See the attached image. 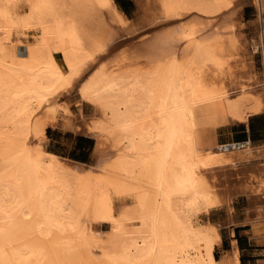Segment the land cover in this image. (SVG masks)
<instances>
[{
	"label": "bare ground",
	"instance_id": "6f19581e",
	"mask_svg": "<svg viewBox=\"0 0 264 264\" xmlns=\"http://www.w3.org/2000/svg\"><path fill=\"white\" fill-rule=\"evenodd\" d=\"M135 1L152 32L115 53L112 0H0V264H239L215 251L235 196L264 213V147L218 131L264 111V82L222 17L249 0ZM59 122L91 162L47 147Z\"/></svg>",
	"mask_w": 264,
	"mask_h": 264
},
{
	"label": "rangeland",
	"instance_id": "374dc122",
	"mask_svg": "<svg viewBox=\"0 0 264 264\" xmlns=\"http://www.w3.org/2000/svg\"><path fill=\"white\" fill-rule=\"evenodd\" d=\"M242 6H246V8H247L246 13H248V15H246L245 18L246 19H253L254 18L255 26L253 25V28L255 30H257L256 35L255 34L253 35V32H252L253 28L249 27L248 23L242 18V16L239 13ZM96 17L98 19L99 18L102 19L103 22H105V23L106 22L110 23L113 27L114 24L112 22H110V18L107 14L99 13V15L93 16L91 19L92 22H93V20L96 19ZM129 19H131V22H132L129 29L124 30V29L118 28L117 26L114 27V31H116L118 34V38H117L116 44H115L116 46L114 48L115 53L118 52L119 50H125L126 52H128L129 49L132 52V50H135V48L138 47L140 43L145 41L150 36V33L149 34L148 33L143 34V33L144 32H150V31L152 32L150 25H148V22L142 20L141 11H139L138 5L136 6V9L132 14V18H129ZM222 19H225L227 21V23L230 25H231V23H233V21H236V22L242 24V34L245 38V44H246V48H247L246 70L248 71V73L250 75L252 73L255 74L257 80L259 82H261L260 84H263V82H264V52H263L262 47H259L258 45H257L258 46L257 48L254 47V41L259 40V37H260L259 33L262 30L263 21H261L262 18L260 17L259 9L257 8L255 2H253V0H249L248 2H245L243 4H237L236 2L233 1L228 13H226L222 17ZM251 36H252V38H251ZM15 41L17 42V47L19 49L24 48L25 45L27 44V42H25V40H15ZM137 43H138V45H137ZM133 44H135V45H133ZM130 51L128 53H130ZM73 105H76V104L73 103ZM61 123L62 122H59L56 125H58L62 129H64L62 127ZM250 123H253L254 127L256 128L255 133H251L250 129H249V133L251 134V139H252V141H250L252 144V148H254L256 146H262V145L264 147V129L262 128L263 124H264V111L257 113L253 117L251 116L249 121H248V126H250ZM222 128L219 129V131H218V133L221 134V136H220V142L221 143L222 142H231L230 140H239V139H241V141L244 142V141H248L250 139L248 136L245 138L240 137V136H243V134H244V133H242V129H245L244 123L228 125V126L222 127ZM65 130H67V129H65ZM56 134L58 135V138H61V139L68 138V136H65L61 133L58 134L54 130H51V134H50L49 138L56 137L57 136ZM231 143H233V142H231ZM234 143H236V142H234ZM94 146H95V143H94ZM47 147L51 150H53L52 148H55V149L59 150V152H64L65 148H66L65 145H62L59 143H56V144L51 143L50 145H48V143H47ZM93 149H94V147H93ZM61 156L64 157L63 155H61ZM92 156H93V150L91 152V156L88 159L89 161H87V162L92 161ZM66 158L69 159L68 157H66ZM70 160H73V159H70ZM73 161H77V160H73ZM262 195H263V199H264V192ZM233 207H234L233 212L238 218L240 216H241V218L244 217L247 213H249V214L253 213V211H251L250 207H248V205H247V197L244 194H241L239 196H235V198L233 199ZM223 213H224V211H223ZM254 217L255 218H254L253 223H252L253 227H250V228L256 229V227H257V229L259 228V230L256 229L258 231L256 235L263 234L264 233V230H263V228H264V213L260 214V215L257 214ZM223 222L224 223L226 222V224H224L222 226L223 227L222 235L225 236L228 233V229L231 228V224H234V223H231L229 220L223 221ZM226 245H227V243L225 241L224 246H226ZM235 246L236 245L233 243L232 244L233 252H235L237 254V257L239 259L238 247L235 249ZM215 252H216L217 258L221 257V255L223 253L220 247L216 248Z\"/></svg>",
	"mask_w": 264,
	"mask_h": 264
},
{
	"label": "crops",
	"instance_id": "0c3cea01",
	"mask_svg": "<svg viewBox=\"0 0 264 264\" xmlns=\"http://www.w3.org/2000/svg\"><path fill=\"white\" fill-rule=\"evenodd\" d=\"M125 1L127 3L126 12L121 8L118 2L112 0V2L115 3V5L125 16H127L128 18H132V14L137 6L136 1L135 0H125ZM246 11H247L246 6H242L239 13L242 16V18L248 23L249 27L253 28V25L255 26L254 18L246 19L245 17L246 15H248ZM256 31L257 30H255L254 28L252 29L253 35L254 34L256 35L257 33ZM244 124H245V129H242V133L244 134L243 136L240 137L245 138L248 136L251 139L248 122ZM50 129L56 131V133L58 134L61 133L65 136H68V138L66 139L58 138L57 134L56 137H51V138L48 137L49 138L48 145H50L51 143L53 144L59 143L65 145L66 147L64 152H59V150L52 148L54 151H56L60 155H63L65 158L70 157L69 159L73 158L71 157V155L81 156V157L87 156V159H89L95 143L94 137H91L87 133L78 134V132L71 131L70 129L65 130L59 127L58 125H54V126L51 125ZM220 136L221 134L219 133V137ZM254 216L255 215L253 213L252 214L247 213L244 217L241 218L240 216L238 218L233 212L230 218H228V220L234 224H231V228L228 229L227 235L223 236L220 248L222 252H225L228 249H231L232 244L234 243L238 247L239 264H264V233L259 235H253V229L255 228H250L253 227L252 223L255 218ZM257 230H259V228ZM225 241L227 243L226 247L224 246Z\"/></svg>",
	"mask_w": 264,
	"mask_h": 264
},
{
	"label": "trees",
	"instance_id": "16d2710c",
	"mask_svg": "<svg viewBox=\"0 0 264 264\" xmlns=\"http://www.w3.org/2000/svg\"><path fill=\"white\" fill-rule=\"evenodd\" d=\"M116 2H118V4L121 6V8L126 12L127 11V3H126V1L125 0H115ZM263 129H264V124H263V127H262ZM249 129H250V132L251 133H255V131H256V128L254 127V125H253V123H250V126H249ZM51 130L52 129H50V127H48L47 129H46V134H47V136L49 137L50 136V134H51ZM71 157H73V158H71V159H73V160H76V159H78L77 161H80V162H87V161H89L88 159H87V156L86 157H81V156H74V155H71ZM70 158V157H69ZM226 247V246H225Z\"/></svg>",
	"mask_w": 264,
	"mask_h": 264
},
{
	"label": "built area",
	"instance_id": "2783aa9c",
	"mask_svg": "<svg viewBox=\"0 0 264 264\" xmlns=\"http://www.w3.org/2000/svg\"><path fill=\"white\" fill-rule=\"evenodd\" d=\"M231 142H236V143H239V141H241V139L239 140H230Z\"/></svg>",
	"mask_w": 264,
	"mask_h": 264
}]
</instances>
